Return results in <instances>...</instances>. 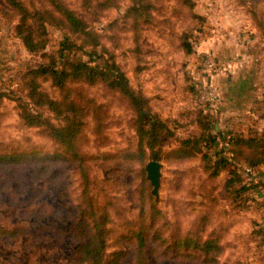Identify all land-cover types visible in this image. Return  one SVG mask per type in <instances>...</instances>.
Listing matches in <instances>:
<instances>
[{
  "label": "rangeland",
  "instance_id": "rangeland-1",
  "mask_svg": "<svg viewBox=\"0 0 264 264\" xmlns=\"http://www.w3.org/2000/svg\"><path fill=\"white\" fill-rule=\"evenodd\" d=\"M22 1L30 8L28 0ZM30 1L35 7L49 8L47 0ZM59 1L97 34V43L91 45L83 36L50 25L46 49L30 53L14 34L20 22L17 12L6 0H0V150L35 152L34 159L22 168L0 166V264H68L77 245L69 229L82 191L78 165L57 161L41 176L38 170L43 163L39 155L53 153L57 145L40 126L26 125L22 114L38 111L54 123L59 121L47 108L34 106L27 97L25 83L32 67L54 62L61 69L70 62L92 59L105 68L116 64L130 87L148 99L145 116L165 120L164 137L154 148L160 158L157 161L163 165L156 199L146 178L145 166L152 160L149 151L137 161L130 157L137 151L138 136L136 113L127 99L103 82H82L74 87L83 90L91 101L80 141V149L89 160L82 168L87 174L89 193L98 201L107 195L114 203L110 238L116 239L120 232L134 226L139 194L145 190L141 181L144 170L152 205L160 212L155 228L161 236L172 241L170 236L178 234L175 231L203 237L214 233L220 236L223 246L219 264H264V189L234 195L222 189L224 171L208 178L201 150L193 148L191 157L181 161L174 155L181 140L199 137L205 128L192 85L201 53L206 52L201 47L207 45L217 58L237 64L234 69L243 68L242 73L226 76L232 83L245 84L251 97L231 103L234 109L241 105L247 108L232 119L221 113L227 99L221 94L220 117L211 123V130L217 135L221 130L245 137L264 134V0H146L149 10L145 24H128L122 18L133 0ZM110 3L115 6L106 9ZM187 37H191L195 49L189 54L183 49ZM39 81L42 90L59 99V91L49 80ZM96 108L97 113H93ZM260 177L258 181L264 183V168ZM43 178L46 188L41 195L36 187ZM15 195L24 201L17 213L9 208ZM9 221L20 222L26 230L15 234ZM171 226L175 228L169 229ZM108 243L109 252L131 249L121 264H133L136 250L131 243L118 248L114 242ZM161 256L150 257L151 264L189 262L183 255Z\"/></svg>",
  "mask_w": 264,
  "mask_h": 264
},
{
  "label": "trees",
  "instance_id": "trees-1",
  "mask_svg": "<svg viewBox=\"0 0 264 264\" xmlns=\"http://www.w3.org/2000/svg\"><path fill=\"white\" fill-rule=\"evenodd\" d=\"M6 1L17 12L20 19V22L14 28V34L30 53L46 49L45 36L47 26L50 25L83 36L86 42L91 45L97 43V34L88 28L87 23L73 10L68 9L59 0H47L49 8L46 9L35 7L34 1L30 0H28L30 8L22 0ZM107 5H105L106 9L115 6L114 3ZM148 10L149 5L146 0H133L132 6L127 9L122 18H126L128 24L131 21L133 24H138V22L145 24L144 20L148 17ZM256 17H258V14H256ZM200 19L201 22H204V18L201 17ZM188 37L183 49L189 54L195 52V49L191 37ZM93 57L95 58V55ZM54 64V62L41 63L32 67L28 72L30 77L28 79L27 76L25 84L27 85V97L30 102L36 107L47 108L59 119L58 123L52 122L50 118L43 116L38 111H25L22 116L26 125L40 126L44 131L43 133L57 145V150L53 153L45 152V154L39 155L38 159L43 163L38 170L41 176L49 171L50 164L57 163V161H68L78 165L76 170L81 175L82 191L76 201L75 217L69 229V233L73 236L77 245L71 252L67 263L121 264L131 253V249L125 250L118 247L124 243H131V248L136 250L133 264H151L149 258L155 255L172 256V258H177L176 255H183L185 259L189 260L190 263L188 262V264H219L218 259L223 246L220 236L214 235V233L203 237L200 234L192 235L189 233L180 235L181 232L175 231L178 234L170 236L172 241L160 235V230L155 228L157 224H155L156 216L160 212L152 205L149 183L145 179L144 170H141V181L145 183V190L142 189L139 194L138 218L134 224L131 223L134 225L133 227L120 232L116 239L110 238L113 230L112 227H109L112 223L110 212L115 210V207H112L114 203L109 201L111 198L107 195H103V199L98 201L89 193L87 174L85 168H82L84 162L89 160V157L80 149V141L91 101L83 90L74 87L82 82L88 84L103 82L110 90L118 92L127 99L129 106L136 113L138 144L137 151L130 155L136 161L140 157H144L147 150L150 159H160L154 148L158 145L160 139L164 137L162 130L165 128V120L161 121L155 115L145 116L143 111L148 99L141 91L130 87L124 73L116 64L111 63L105 68L97 63L95 59L88 62H70L61 69ZM40 78L41 80H49L56 87L60 93L59 99L51 98L41 89ZM192 87L196 96L195 85H192ZM97 109L99 108L94 109L92 112L97 113L95 112ZM198 112L205 128L199 137L189 136L181 140L180 145L174 151V155L180 159L179 161L191 157L193 148L201 150L203 170L208 178H215L220 172H225L226 177L222 189H228L234 195L249 189H264V183L253 181L240 170L242 165L264 168V134L245 137L228 132L229 145L228 148L223 149L217 141V134L211 130L209 116L200 107ZM34 157V150H0V166H16V169H19L21 166L30 163ZM250 184L252 185L250 186ZM45 188L46 180L43 178L42 182L36 187V191L40 190L42 195ZM20 202L23 203L24 201L18 195H15L9 204L10 210L17 213V210H20ZM9 222L15 234H20L26 230L25 225H20V222ZM173 228L175 227L171 226L169 229ZM110 241L114 242L118 249L109 252L108 242Z\"/></svg>",
  "mask_w": 264,
  "mask_h": 264
},
{
  "label": "built area",
  "instance_id": "built-area-1",
  "mask_svg": "<svg viewBox=\"0 0 264 264\" xmlns=\"http://www.w3.org/2000/svg\"><path fill=\"white\" fill-rule=\"evenodd\" d=\"M200 68L195 75V92L198 106L207 114L211 123L218 121L222 106V95L213 78L217 75H229L234 73L231 59H219L211 52H203L200 56ZM194 74V73H193ZM217 141L223 147L228 148V132L221 130L217 135ZM241 172L253 181L260 180L262 168L247 167L242 165Z\"/></svg>",
  "mask_w": 264,
  "mask_h": 264
},
{
  "label": "crops",
  "instance_id": "crops-1",
  "mask_svg": "<svg viewBox=\"0 0 264 264\" xmlns=\"http://www.w3.org/2000/svg\"><path fill=\"white\" fill-rule=\"evenodd\" d=\"M201 49L204 51L212 53V48L209 45L203 46V47H201ZM232 65L237 66V64L234 65L233 61H232ZM239 66L241 67V65H239ZM242 69L243 68L237 69V67H236L234 69L235 74L237 72H239V73L244 72V71H242ZM229 77L230 76L217 75L213 78V81L217 84L218 88L221 91V94L225 95L227 97V99L225 98V102H224L223 107H222L223 112H221V113H223V115L225 113V116L227 115L229 117H232V119H234V117H236L239 112H241V111L245 112L247 110V108L244 107V105H241L240 107L234 109V108H232L231 103L234 100H237L238 98H240V99L245 98L247 100H251V97H250V95H248L250 92L248 91V88L245 84H243V85L240 83L236 84V82L232 83L229 81Z\"/></svg>",
  "mask_w": 264,
  "mask_h": 264
},
{
  "label": "water",
  "instance_id": "water-1",
  "mask_svg": "<svg viewBox=\"0 0 264 264\" xmlns=\"http://www.w3.org/2000/svg\"><path fill=\"white\" fill-rule=\"evenodd\" d=\"M162 163L157 160H149L145 166L146 178L151 185V194L158 199L161 186Z\"/></svg>",
  "mask_w": 264,
  "mask_h": 264
}]
</instances>
